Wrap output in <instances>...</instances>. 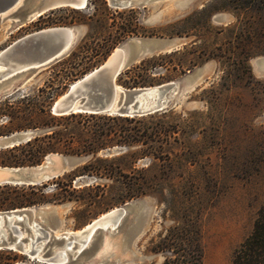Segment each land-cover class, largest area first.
<instances>
[{"label": "rangeland", "instance_id": "1", "mask_svg": "<svg viewBox=\"0 0 264 264\" xmlns=\"http://www.w3.org/2000/svg\"><path fill=\"white\" fill-rule=\"evenodd\" d=\"M110 1L115 0H85L81 8L59 6L11 28L15 12L1 15L0 49L27 32L54 25H76L81 30L69 51L84 34L90 45L118 35L113 47L130 36L184 37L178 51L165 58V68L156 65L149 72L158 81L163 75L176 84L164 110L170 109L167 119L177 129L173 133L177 140L170 138L162 156L140 155L135 146L116 144L107 147H114V152L99 150L96 155L107 160L96 164L118 166L126 173L113 177L77 172L65 190L54 189L57 175L68 179L70 175L63 173L90 154L79 155L82 158L68 169L33 187L0 182L10 186L1 185L0 196L31 198L20 206H0V210L33 208L36 223L54 234V230L77 231L114 206L141 201L111 235V241L116 238L113 255L123 259L119 264H162L166 251L159 247L161 238L171 225L185 226L195 216L202 248L199 264H230L233 249L250 232L264 204V0H148L125 6ZM55 60L31 69L17 89L0 97V129L7 125L9 109L3 100L42 85ZM197 67L201 72L190 83ZM4 156L0 152V158ZM78 176L86 181L75 182ZM141 181L151 182L149 192L137 193ZM59 191L63 198H57ZM21 229L28 243L32 233ZM41 242L40 252L45 254L63 246L61 236ZM19 261L46 264L19 250L0 248V264Z\"/></svg>", "mask_w": 264, "mask_h": 264}, {"label": "trees", "instance_id": "2", "mask_svg": "<svg viewBox=\"0 0 264 264\" xmlns=\"http://www.w3.org/2000/svg\"><path fill=\"white\" fill-rule=\"evenodd\" d=\"M118 41L117 35L90 45V40L84 34L75 48L52 63V73L42 85L21 93L17 98L10 100L8 98L11 97H6L3 100L9 109L5 112L7 125L2 126L5 128L0 129V134L27 129L33 130V133L25 140L0 149L5 154L0 158V164L34 165L42 161L49 152L72 156L90 154L85 162L74 166L68 173H63L70 175L68 179L61 180L60 175H57L59 179L56 180L54 189L59 187L65 190L71 186V179L77 172L113 177L126 173L118 166L113 168L109 164H96L97 161L107 160L96 155L97 152L112 145L123 148L135 146L138 154L153 157L167 153L170 138L177 140L173 134L177 129L167 119L170 109L140 116L87 111L55 114L50 110L52 99L69 82L103 59ZM177 51L178 49L153 54L131 63L117 74L116 82L122 87H133L166 81L163 75L159 76V81L150 76V69L156 65L165 68V58ZM141 184L143 186L137 187L138 194L150 191L151 182L141 181ZM1 185L10 187L6 183ZM29 186L33 187V184ZM20 187L24 188L23 185ZM60 193L59 191V195ZM59 195L55 197L63 198L62 193ZM30 201L31 198L26 197L0 196V206L4 207L20 206ZM161 242L159 247L166 251L162 264H199L202 248L196 216L190 218L185 226L178 223L171 225ZM230 264H264V204L258 209L250 232L233 249Z\"/></svg>", "mask_w": 264, "mask_h": 264}, {"label": "water", "instance_id": "3", "mask_svg": "<svg viewBox=\"0 0 264 264\" xmlns=\"http://www.w3.org/2000/svg\"><path fill=\"white\" fill-rule=\"evenodd\" d=\"M148 0H115L111 4L125 6L132 3H142ZM77 0H0V16L15 12L12 15L9 28L29 21L43 12L59 6L69 5L81 7ZM80 29L76 25H54L27 32L0 49V97L17 89L27 78L28 73L35 67L42 66L67 53L75 43ZM184 41L182 36H130L113 47L106 57L95 67L83 73L69 83L51 104L52 113L61 114L76 111L106 112L118 115H145L164 110L168 105L171 93L175 90L174 81L145 86L122 87L116 82L117 74L129 64L143 57L166 52L178 48ZM263 58V57H262ZM261 59V58H259ZM201 72L197 67L191 73L189 82H194ZM33 130H15L0 135V147L10 146L27 139ZM115 148H108L106 152H114ZM82 156L62 155L57 152L47 154L44 161L35 165L0 166L5 174L0 176V182L34 184L43 179L55 176L72 166L73 162ZM83 176L75 179L77 183H84ZM141 201L123 203L114 206L97 215L82 227L79 233H87L91 228L89 239L78 249H74L75 242L64 249V254L56 258L48 253L37 254L35 248L27 247L23 236L16 238L18 227L5 226L11 218L19 227L28 230V226L21 220L34 210L30 207L10 208L0 210V248L16 249L27 254L30 258L43 261L46 264H119L123 261L113 255V241L108 250L97 252L100 244L102 227L96 225L106 217H113L114 229L130 211L138 209ZM41 227V226H40ZM109 229V226L106 227ZM40 229H45L41 227ZM139 230V229H138ZM44 231V230H43ZM49 232V230L47 229ZM138 232V231H137ZM48 238H55L51 232ZM67 233V232H63ZM73 235L74 230L68 232ZM62 238V237H61ZM97 242H95V240ZM85 239H81L83 242ZM84 250L82 255L80 253ZM113 255V256H112ZM108 256H111L108 258ZM15 264H24L22 261Z\"/></svg>", "mask_w": 264, "mask_h": 264}, {"label": "bare ground", "instance_id": "4", "mask_svg": "<svg viewBox=\"0 0 264 264\" xmlns=\"http://www.w3.org/2000/svg\"><path fill=\"white\" fill-rule=\"evenodd\" d=\"M84 1L85 0H77V3L78 4H82ZM80 32H81V30H80ZM0 68H3V67L0 66ZM3 174H5V172L3 170H0V176H2ZM35 211L33 210L29 214V216H25L24 218H22L21 221L23 223H25V225L28 226L29 232L31 231V233H32L31 236H30L29 242L26 243L28 241L27 240L25 242V245L27 247L35 248V253L37 254V252L41 249V246H42V242L41 241H43V240L45 241L49 237L50 233L47 231V229H40L41 227L39 226V223L38 222L36 223V221L34 219L35 218L34 215L36 213ZM112 219H113V217L109 216V217H106L105 219H103L100 223L96 224V225H99L100 227H102L101 237H100L101 239H100V244L98 246L97 252L106 251L111 246V238H112L111 235L112 234L110 233V230H113V227H114V224H115V222H112ZM12 225H16L18 227L16 238H19L22 235L24 236L23 230L19 227V224H16L13 221V219H11V218L7 219V222H6L5 226L9 228ZM107 226H109V229L106 228ZM91 231H92V228L85 234L79 233L78 231H74L76 233H73V235L69 236L68 234H70V233H68V232H71V231L54 230V234L53 233L52 234L54 236H61L62 237L60 245L63 243V246L59 247V248H56L54 250H52V249L49 250L50 251L49 254L55 256L56 258H60L64 254V249L65 248H69L74 242L76 243L75 246H74V249L80 248L82 246V244H84L89 239ZM29 232H28L27 236H29ZM63 232H67V233H63ZM27 239H28V237H27ZM81 239H85V240L82 242ZM114 248H116V246ZM37 256L40 257L39 254H37Z\"/></svg>", "mask_w": 264, "mask_h": 264}]
</instances>
